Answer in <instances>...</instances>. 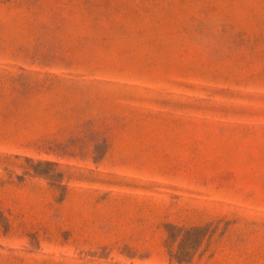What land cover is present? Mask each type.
I'll use <instances>...</instances> for the list:
<instances>
[{
	"label": "rangeland",
	"instance_id": "374dc122",
	"mask_svg": "<svg viewBox=\"0 0 264 264\" xmlns=\"http://www.w3.org/2000/svg\"><path fill=\"white\" fill-rule=\"evenodd\" d=\"M0 264H264V0H0Z\"/></svg>",
	"mask_w": 264,
	"mask_h": 264
}]
</instances>
